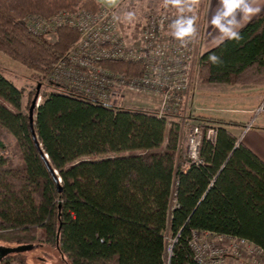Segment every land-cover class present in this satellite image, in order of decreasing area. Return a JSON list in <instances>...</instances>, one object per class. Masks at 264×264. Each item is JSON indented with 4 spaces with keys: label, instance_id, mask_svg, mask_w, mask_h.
Segmentation results:
<instances>
[{
    "label": "trees",
    "instance_id": "16d2710c",
    "mask_svg": "<svg viewBox=\"0 0 264 264\" xmlns=\"http://www.w3.org/2000/svg\"><path fill=\"white\" fill-rule=\"evenodd\" d=\"M101 9L95 0H0V53L38 75L23 103L22 88L0 74V242L47 225L73 264H165L168 238L169 264H196L188 246L194 231L264 248V160L234 132L246 125L195 112L216 136L202 140L200 163L183 168L177 122L46 81L77 32L60 27L49 42L28 31L27 18ZM237 31L239 41L223 39L199 56L201 84L264 87V12ZM213 54L221 63L209 60ZM103 65L129 76L143 72L128 61ZM36 93L39 148L28 118Z\"/></svg>",
    "mask_w": 264,
    "mask_h": 264
},
{
    "label": "built area",
    "instance_id": "2783aa9c",
    "mask_svg": "<svg viewBox=\"0 0 264 264\" xmlns=\"http://www.w3.org/2000/svg\"><path fill=\"white\" fill-rule=\"evenodd\" d=\"M178 15L174 9L149 11L142 17L139 33L132 41L111 8L102 7L96 13H61L50 18L30 16L27 27L49 42L57 39L60 27L77 32L64 58L46 77L47 82L61 83L90 99L113 105L118 104L115 93L121 89L153 97L158 117L177 122L184 134L183 168H187L201 162V142H214L216 129L200 122L188 105L198 44L195 35L183 44L172 36L170 25ZM107 61L139 63L143 72L139 76L113 72L103 65ZM262 110L264 105L256 113ZM250 126L251 123L245 127ZM168 242L165 264H169L173 240L169 238ZM188 246L196 264H264V248L244 238L194 231Z\"/></svg>",
    "mask_w": 264,
    "mask_h": 264
},
{
    "label": "rangeland",
    "instance_id": "374dc122",
    "mask_svg": "<svg viewBox=\"0 0 264 264\" xmlns=\"http://www.w3.org/2000/svg\"><path fill=\"white\" fill-rule=\"evenodd\" d=\"M207 5V0H199V3L193 6V11L185 12L186 16H193L195 18V27L196 34L195 39L197 41V49L195 50V58L192 68V86L191 91L188 95L189 107H192L195 112L200 114L212 116L215 118H221L226 120H234L238 122H257L258 115H261V112L256 113V110L261 105H264V100H262L257 107L253 101L251 102L250 98H247L246 90H252L255 86H234V85H211V84H201L198 78V59L201 54L205 51H208L221 40V36L213 38L210 44H207L210 38H205L203 35V16ZM168 9L169 11L174 9L178 12L175 7L163 6V0H128L125 4L121 5L120 8L116 9V13L119 16V20L125 34L128 37L129 41H132L134 37H137L141 23L142 17L145 16L149 11L159 12L161 9ZM132 12L134 13V19L128 21L126 19V14ZM201 14V15H200ZM105 68L109 69L107 66ZM111 70V69H109ZM112 71V70H111ZM114 72V71H113ZM0 74H2L6 79L12 81L16 87L22 88L24 91L23 103L27 101V95L33 90V87L36 85L37 74L26 69L15 61L11 60L9 57L0 53ZM46 83V82H44ZM48 89H52L56 92H63L64 89L56 85H47ZM116 99L118 102V107L122 109H131V110H140L155 112L157 101L149 96L139 93L131 92L127 89L118 90V93H115ZM34 98V97H33ZM33 100V99H32ZM31 100V101H32ZM40 101V97H37L36 103ZM253 103V104H251ZM31 104V103H30ZM30 106V105H29ZM248 107H256L254 114L241 112L243 109ZM246 127H241L234 132L240 138L243 137V133L246 131ZM183 146L180 149L179 153L185 158L184 153V134L181 135ZM120 156H125L124 152L119 153ZM169 240V238H168ZM167 240V248H169V242Z\"/></svg>",
    "mask_w": 264,
    "mask_h": 264
},
{
    "label": "clouds",
    "instance_id": "9594fccd",
    "mask_svg": "<svg viewBox=\"0 0 264 264\" xmlns=\"http://www.w3.org/2000/svg\"><path fill=\"white\" fill-rule=\"evenodd\" d=\"M108 4H115L116 0H106ZM199 0H163V6H172L178 10L179 15L170 25L172 36L179 40L182 44L186 39L196 34L195 18L186 16L184 13L193 11V6L198 4ZM260 11L259 8L252 6V0H219V7L211 19V24L219 31L222 40L241 39L240 33L237 31L239 26V16L249 17ZM126 19L131 21L134 19V13L126 14ZM213 64L221 63L215 54L209 57Z\"/></svg>",
    "mask_w": 264,
    "mask_h": 264
},
{
    "label": "crops",
    "instance_id": "0c3cea01",
    "mask_svg": "<svg viewBox=\"0 0 264 264\" xmlns=\"http://www.w3.org/2000/svg\"><path fill=\"white\" fill-rule=\"evenodd\" d=\"M97 1L103 8H111V9H118L121 5L125 4L128 0H116L115 4H108L106 0H95ZM252 6L259 8L260 11L254 15L249 17L239 16V26L237 29L242 27L247 21L251 18L255 17L261 12H264V0H252ZM219 7V0H207V5L204 14H202V29L203 35L205 38H210L206 41L207 44H210L217 36H221L219 31L211 24V19L213 15L216 13ZM201 15V14H200ZM211 40V42H210ZM246 93L247 98L251 99V102L257 105L264 100V87L262 86H255L252 90L244 91ZM251 103V104H253ZM256 107H248L247 109L241 110V112H246L248 114L253 113ZM261 115H264V111L261 112ZM257 122L253 123L252 126L248 128L244 133L241 139V142L248 147L251 151H253L261 160H264V116L258 115L256 118ZM251 122H243L244 125H247Z\"/></svg>",
    "mask_w": 264,
    "mask_h": 264
},
{
    "label": "flooded vegetation",
    "instance_id": "af4514ba",
    "mask_svg": "<svg viewBox=\"0 0 264 264\" xmlns=\"http://www.w3.org/2000/svg\"><path fill=\"white\" fill-rule=\"evenodd\" d=\"M57 240V229L41 225L29 236L21 237L20 241L0 242V249H18L7 253L0 250V264H73L69 256L60 251Z\"/></svg>",
    "mask_w": 264,
    "mask_h": 264
},
{
    "label": "water",
    "instance_id": "95a60500",
    "mask_svg": "<svg viewBox=\"0 0 264 264\" xmlns=\"http://www.w3.org/2000/svg\"><path fill=\"white\" fill-rule=\"evenodd\" d=\"M39 87V86H38ZM36 99H37V93L35 94L33 100L31 101V104L29 106V109H28V118H29V128H30V133H31V136H32V139L34 141V144L37 148H39V144H38V141L36 139V136H35V133H34V129H33V119H34V115H33V110L35 108V106H37V103H36ZM40 154L42 155V153L40 152ZM43 156V155H42ZM45 164L47 166V168L49 169V171L51 172L52 174V177L54 179V181L56 183H58V179L56 178L54 172L52 171V169L50 168L49 164L47 161H45ZM57 188H58V192L61 191V188H60V185L58 184L57 185ZM59 207V206H58ZM0 250H2L3 253H7V252H14V251H17L18 249H8V248H1Z\"/></svg>",
    "mask_w": 264,
    "mask_h": 264
}]
</instances>
